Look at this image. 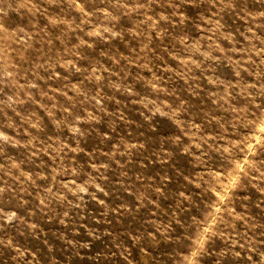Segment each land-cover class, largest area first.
I'll return each mask as SVG.
<instances>
[{
    "label": "rangeland",
    "instance_id": "1",
    "mask_svg": "<svg viewBox=\"0 0 264 264\" xmlns=\"http://www.w3.org/2000/svg\"><path fill=\"white\" fill-rule=\"evenodd\" d=\"M0 264H264V0H0Z\"/></svg>",
    "mask_w": 264,
    "mask_h": 264
}]
</instances>
